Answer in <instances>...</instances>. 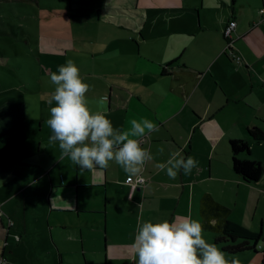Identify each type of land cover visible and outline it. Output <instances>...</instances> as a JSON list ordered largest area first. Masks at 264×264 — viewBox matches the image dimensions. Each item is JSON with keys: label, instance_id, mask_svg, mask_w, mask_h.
I'll return each instance as SVG.
<instances>
[{"label": "crops", "instance_id": "obj_1", "mask_svg": "<svg viewBox=\"0 0 264 264\" xmlns=\"http://www.w3.org/2000/svg\"><path fill=\"white\" fill-rule=\"evenodd\" d=\"M77 6L74 12L69 3L61 17L101 22L103 5L95 16ZM114 6H121L123 26L103 23L91 47L81 40L64 50L63 64L71 59L79 68L91 86L90 110L105 114L114 128L129 129L132 119L158 126L141 141L154 161L135 188L125 179L136 176L113 162L81 172L61 158L58 142L37 138L44 120L36 125L27 98L1 100L0 256L7 264H135L139 226L181 216L199 221L204 239L220 249L200 214L206 195L230 211L244 200L250 219H229L264 235V199L256 215L264 173L254 183L242 180L229 146L244 139L251 149L239 157L263 161L248 129L260 128L258 142H264V0H123ZM230 19L236 22L232 51L240 60L223 51ZM176 152L199 164L171 180L154 164Z\"/></svg>", "mask_w": 264, "mask_h": 264}, {"label": "clouds", "instance_id": "obj_2", "mask_svg": "<svg viewBox=\"0 0 264 264\" xmlns=\"http://www.w3.org/2000/svg\"><path fill=\"white\" fill-rule=\"evenodd\" d=\"M50 82L54 90L49 104L55 106L50 107L46 123L52 133L49 143L58 142L61 158L67 157L81 172L107 169L113 162L130 176H139L154 161L150 148L141 145L146 136L159 131L154 122L132 119L129 129H116L105 114L91 111L86 98L91 86L71 59L50 74ZM198 164L194 157L176 152L154 166L175 180L181 172L192 174ZM132 248L135 264H230L222 250L204 239L202 224L189 216L142 223Z\"/></svg>", "mask_w": 264, "mask_h": 264}, {"label": "rangeland", "instance_id": "obj_3", "mask_svg": "<svg viewBox=\"0 0 264 264\" xmlns=\"http://www.w3.org/2000/svg\"><path fill=\"white\" fill-rule=\"evenodd\" d=\"M72 2L74 12L79 6H87L81 10H88L96 14L97 6L103 5L100 21L93 17L76 16L74 19L61 17L62 12ZM121 4L123 0L114 1ZM114 2L107 0H0V101L18 94L20 98H27L30 106L29 114L39 125V120H44L45 129L37 132V138L52 134L46 121L50 118L49 104L54 85L50 82V74L57 72L59 65H64V50L76 46L81 40L91 47L88 42L95 36L92 34L103 23L115 22L117 27H122L124 21L121 6H114ZM90 19V20H89ZM99 22V23H98ZM82 46V43H81ZM253 141V152L262 157L264 165V142ZM56 145V144H53ZM250 148V145H249ZM251 149V148H250ZM260 196V194H259ZM257 204L256 215L261 214L262 200ZM233 209L228 214L239 218L247 214V203L240 200L239 207L231 204ZM237 205V206H238ZM242 206V207H240ZM235 208V209H234ZM259 226V225H258ZM253 227L254 223H253ZM227 256V255H226ZM255 261L248 260V258ZM226 259L238 264H264V253L244 252L228 254Z\"/></svg>", "mask_w": 264, "mask_h": 264}, {"label": "trees", "instance_id": "obj_4", "mask_svg": "<svg viewBox=\"0 0 264 264\" xmlns=\"http://www.w3.org/2000/svg\"><path fill=\"white\" fill-rule=\"evenodd\" d=\"M248 133L255 140L263 139V132L258 127L248 129ZM229 146L233 171L245 182H257L264 173L262 162L239 157L241 153H249L248 142L244 139H231ZM229 211L230 208L227 205L216 201L209 195L204 196L201 200L200 214L204 225L216 233L215 240L221 245L220 250L227 256L232 253L240 254L244 252L262 251L264 253L263 231H252L242 224L229 219ZM213 219H215V223H211ZM229 261L231 264L233 259Z\"/></svg>", "mask_w": 264, "mask_h": 264}, {"label": "built area", "instance_id": "obj_5", "mask_svg": "<svg viewBox=\"0 0 264 264\" xmlns=\"http://www.w3.org/2000/svg\"><path fill=\"white\" fill-rule=\"evenodd\" d=\"M261 12L264 13V8L261 9ZM236 27V22L233 19H230L223 30V36L225 39L223 51L226 52L228 55L232 56L235 60H240V55L232 51L233 43L235 41L233 32ZM125 182L129 184L132 188L137 187L140 184L145 182V178L141 175L136 177H127ZM12 225V222H9V226ZM0 264H7V261L4 257L0 256Z\"/></svg>", "mask_w": 264, "mask_h": 264}]
</instances>
